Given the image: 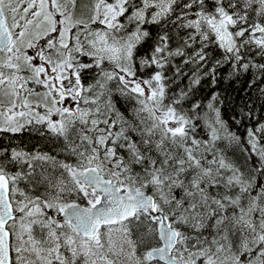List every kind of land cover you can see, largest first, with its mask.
<instances>
[{"label":"rangeland","instance_id":"374dc122","mask_svg":"<svg viewBox=\"0 0 264 264\" xmlns=\"http://www.w3.org/2000/svg\"><path fill=\"white\" fill-rule=\"evenodd\" d=\"M142 2L143 6L139 9L140 16L149 9L151 16L158 17L168 7L170 0H142ZM120 3L121 0L115 3L104 0H0L2 16L12 36L8 48H0L2 96L5 91L3 101L9 104L16 103V95L21 91V102L26 106L31 103L38 105L43 103L54 108L53 103L57 101L54 97L58 91L52 88L51 75L46 74V71L55 72L59 85L65 88L66 95L61 94L60 99L67 97V100L72 99V102L78 103L77 107L84 124L82 127L77 126L73 117H68V130L62 134L63 138L59 139L65 146L63 151L66 156L70 154L83 156V164L95 166L98 170L101 168L106 173L113 168L112 172L122 174L124 179H131L142 187L150 186V182H153L156 187L152 189V194L165 203L162 210L167 214L170 224L179 231V240L173 253L183 259L185 264H264V234H262L264 191L261 188L258 189L260 192L245 199L244 208L238 209L229 216L226 227L229 228V225L233 224L230 232L228 230L225 235L206 237L211 228L204 227V221L210 213L209 201L212 192L208 176H205L200 169V162L207 144L203 139L187 134L182 121L177 119L171 110L160 106L154 78L143 80L132 74L131 48L138 39L137 33L121 37L107 27L113 24L116 14L120 11ZM198 16L214 30L222 45L228 48L234 46L235 41L227 29L229 14L220 11L217 15L199 13ZM252 32L257 40L264 43V25H255ZM102 59H105V62ZM91 63L96 65L95 69L86 72L85 70L93 68ZM78 73L79 81L83 85L97 80L96 84L104 89L100 88L88 96L82 92L79 95L75 94V88L71 85H63L62 82L69 76L78 79L76 77ZM28 75L42 79L37 78V82L33 85H22L20 81L27 82ZM9 82H12V85ZM14 85L15 89H12ZM119 86L136 97L139 102L138 112L144 126L158 135L157 146L163 159L161 173L163 169L165 170L163 176L159 175L158 171L150 169L151 175L147 177L136 169V166L124 162L122 155L116 151L114 144L119 139L118 136L121 137L124 133L121 129L124 119L120 111H117L115 116L108 111L104 116L96 115L99 108L98 97L107 99L104 101L105 106L108 105L114 108L113 110L118 109L117 106H112L108 99H111L109 95L111 92L121 88ZM46 117L48 120L53 119L51 114ZM70 122L72 124H69ZM55 124L52 125L53 135H57L59 131L54 127ZM222 132V136L226 135L224 129ZM170 144H174L176 148H171ZM203 161L208 163L205 159ZM208 165L210 166L209 163ZM204 168L209 167L204 166ZM67 170L69 171V168ZM68 179L70 180L69 177ZM163 181L166 182L167 187H164ZM170 186H180L181 190L177 193V197H183L185 199L183 202L188 204L187 207H184L183 202L174 199L171 200L172 207L168 204L170 201L166 192L171 190ZM57 189L59 196L53 197L52 204L58 211L65 204L72 202L67 200L69 193L75 197L84 196L91 202L94 197L88 189L78 184L57 186ZM155 207H157L156 200ZM146 221L150 223L149 220ZM220 223L221 221L218 220L217 224ZM158 224L159 217L156 216L153 218V226L157 232ZM63 225L72 231L75 230L70 223ZM29 228L30 223H25L21 226L20 232L15 234L16 240L20 243L16 242L18 246L14 254L20 262L26 264H51L53 252L40 245L49 243L38 244L31 240ZM202 229H205L204 234L199 233ZM121 230V228L115 229L106 235L98 234L90 240L79 238L78 241L84 247L99 248L93 262L98 260V264H108L110 249L118 255L126 246L127 238L120 233ZM233 233L237 236L232 235ZM137 235L146 236L143 229L137 230ZM149 237L150 235L142 239L145 249L141 253L133 246L130 254H126L130 261L118 260L115 264H140L142 258L148 259L149 254L146 251L151 241ZM55 253L65 252L57 250ZM110 257L115 258L114 255ZM147 263L152 264L149 261Z\"/></svg>","mask_w":264,"mask_h":264},{"label":"trees","instance_id":"16d2710c","mask_svg":"<svg viewBox=\"0 0 264 264\" xmlns=\"http://www.w3.org/2000/svg\"><path fill=\"white\" fill-rule=\"evenodd\" d=\"M142 6V0H121L120 11L107 27L121 37L137 33L131 48L132 74L154 78L160 106L182 121L187 134L206 142L200 162L212 192L204 221V227L211 228L206 237L225 235L229 216L244 208L245 199L258 189L264 191V43L252 32L255 25H264V0H170L158 17L149 9L140 16ZM220 11L230 15L227 29L235 41L231 48L222 45L198 16ZM91 66L85 71L96 65ZM119 87L109 94L124 119V133L114 144L117 152L147 177L152 170L163 176L158 135L144 126L136 97ZM174 144L170 146L175 149ZM162 184L167 187L165 181ZM180 186L166 192L170 206L172 199L185 200L177 197ZM155 187L150 182L149 190ZM154 197L157 207L164 208L165 203Z\"/></svg>","mask_w":264,"mask_h":264},{"label":"flooded vegetation","instance_id":"af4514ba","mask_svg":"<svg viewBox=\"0 0 264 264\" xmlns=\"http://www.w3.org/2000/svg\"><path fill=\"white\" fill-rule=\"evenodd\" d=\"M8 46H0V48L5 49ZM46 74L51 75L50 80L52 82L50 84L53 89L58 91L54 97L57 100L53 103L55 104L54 108L48 107V105L46 106L43 103L39 105L31 103L26 106L21 102V91H18L16 95L17 102L9 104L3 101L4 99L2 98H5V91L4 96H2L3 88H0V178L3 179L7 186L8 200L13 214L6 223V227L9 230L10 263L26 264V262H20L14 254L15 248L18 246L17 243H20L16 240L15 234L20 232L21 226L25 223H30L29 233L32 235L31 240L38 244L39 242L49 243L48 245H40L44 249H49L53 252L50 259L51 264H98V260L97 262H93V259L98 254L99 248L84 247L78 239L90 240L98 234L106 235L112 230L119 228L122 229L120 233L127 238L125 242L126 246L122 248V251L118 255L114 254L112 249H110L111 254L107 257L108 264H115V261L118 260L130 261V258L126 254H130L133 246L141 253L145 249L142 239L150 235L149 239L151 241L148 243L149 248L146 251L148 254L151 248L161 245L159 231L156 232L153 226V218L158 215H153L143 210H136L133 215L126 218H118L112 222H102L93 235L81 233L69 219L60 217L62 209L66 205L72 203L91 205L98 199V194L76 176V171L80 169L84 170L89 164L85 165L82 163L83 156L78 157L73 154L66 156L63 151L65 146L59 141V139L63 138L62 134L68 130V117H73L77 126H84L79 108L77 107L78 103L72 102V99L67 100L65 96H63L65 98L60 99L61 94L66 95L64 86L59 85L55 72L46 71ZM76 77L78 79L69 76L62 82L63 85H71L72 88H75V94L79 95L82 92V94L88 96L92 92L95 93L98 89L102 88L101 85L96 84L97 80L94 83L83 85L79 81V73ZM37 78L42 79L41 77H31L28 75L26 77L28 79L27 82L20 81V83H23L22 85H33L37 82ZM9 84L12 85V82H9ZM37 87L42 90L41 87ZM12 89H15V85ZM70 92L68 91V93ZM108 100L114 106L112 99ZM104 101H106L105 98L103 100L102 97H98L97 105L99 108L96 115L99 117L104 116L107 111L113 116L117 115V111L119 110H113L114 108H110L108 105V107L105 106ZM89 106L90 104L87 105V107ZM48 111L52 112L49 113ZM49 114H51L52 120H48L46 117ZM50 123L52 125L56 123L54 127L59 130L57 135H53V127ZM69 124H72V122ZM39 140L43 142L39 143ZM67 168H69V171ZM99 169L104 176L112 181H115L117 178L121 190L134 187L135 189H143L145 192L152 194L149 186L142 187L131 179H124L122 174L112 172L113 168L107 173L101 168ZM76 183L88 189L94 195L92 202L84 198V196L75 197L69 193V199L67 200H72V202L65 204L60 211L54 209L52 204L53 197L59 196L57 186H76ZM34 208L37 209L34 210ZM146 220H149L151 224ZM63 223L67 225L70 223L75 230L72 231L64 227ZM232 226L233 224L229 225V232ZM142 229L146 236L140 237L137 235V230ZM236 233L232 235L237 236ZM130 239H132V242H130ZM57 250L65 253L57 254L55 253ZM110 255H114L115 258H111ZM148 261L152 264H165L150 256L148 259L142 258L140 264H148Z\"/></svg>","mask_w":264,"mask_h":264},{"label":"water","instance_id":"95a60500","mask_svg":"<svg viewBox=\"0 0 264 264\" xmlns=\"http://www.w3.org/2000/svg\"><path fill=\"white\" fill-rule=\"evenodd\" d=\"M11 41L12 36L0 6V46L6 47ZM76 176L98 194V199L91 205H66L60 214L61 218L69 219L81 233L93 235L102 222L126 218L136 210L158 215L161 245L151 248L148 251L149 256L165 264H185L184 260L173 253L179 240V231L170 224L167 214L161 208L155 207L153 194L134 187L121 190L117 178L112 181L92 165L76 171ZM12 215L7 186L0 178V264H11L9 230L6 223Z\"/></svg>","mask_w":264,"mask_h":264},{"label":"bare ground","instance_id":"6f19581e","mask_svg":"<svg viewBox=\"0 0 264 264\" xmlns=\"http://www.w3.org/2000/svg\"><path fill=\"white\" fill-rule=\"evenodd\" d=\"M99 81V80H98ZM106 99V98H105ZM107 100V99H106ZM106 104V103H105ZM249 201V200H248ZM192 222V221H191Z\"/></svg>","mask_w":264,"mask_h":264}]
</instances>
